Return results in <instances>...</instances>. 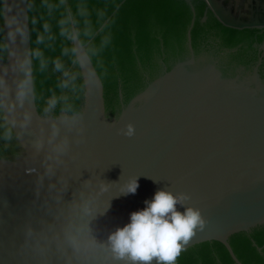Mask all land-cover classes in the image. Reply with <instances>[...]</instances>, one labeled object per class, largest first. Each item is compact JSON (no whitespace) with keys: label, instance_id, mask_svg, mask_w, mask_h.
<instances>
[{"label":"water","instance_id":"95a60500","mask_svg":"<svg viewBox=\"0 0 264 264\" xmlns=\"http://www.w3.org/2000/svg\"><path fill=\"white\" fill-rule=\"evenodd\" d=\"M117 3L115 65L89 98L84 156L106 180L139 176L140 187L114 199L102 223L123 226L170 187L208 221L178 264H264V0ZM104 112L109 123L122 116L116 128ZM128 123L133 138L117 134ZM25 178L0 182V196L22 204ZM4 219L0 264H12Z\"/></svg>","mask_w":264,"mask_h":264},{"label":"clouds","instance_id":"9594fccd","mask_svg":"<svg viewBox=\"0 0 264 264\" xmlns=\"http://www.w3.org/2000/svg\"><path fill=\"white\" fill-rule=\"evenodd\" d=\"M119 7L117 0H0V182L24 176L29 194L17 206L0 196V226L5 214L13 222L12 264H178L208 228L192 197L170 187L123 226L102 223L114 199L140 187L139 176L106 180L100 163L84 156L89 98L103 94L115 65ZM103 115L110 128L122 118L109 123ZM117 134L133 138L136 128L128 123Z\"/></svg>","mask_w":264,"mask_h":264},{"label":"bare ground","instance_id":"6f19581e","mask_svg":"<svg viewBox=\"0 0 264 264\" xmlns=\"http://www.w3.org/2000/svg\"><path fill=\"white\" fill-rule=\"evenodd\" d=\"M5 179H10V178L5 177ZM5 179H4V180H5Z\"/></svg>","mask_w":264,"mask_h":264},{"label":"trees","instance_id":"16d2710c","mask_svg":"<svg viewBox=\"0 0 264 264\" xmlns=\"http://www.w3.org/2000/svg\"><path fill=\"white\" fill-rule=\"evenodd\" d=\"M233 28V27H232Z\"/></svg>","mask_w":264,"mask_h":264}]
</instances>
